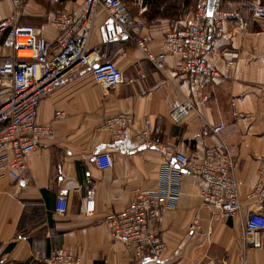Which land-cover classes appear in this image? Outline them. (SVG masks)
I'll return each instance as SVG.
<instances>
[{"label": "crops", "instance_id": "0c3cea01", "mask_svg": "<svg viewBox=\"0 0 264 264\" xmlns=\"http://www.w3.org/2000/svg\"><path fill=\"white\" fill-rule=\"evenodd\" d=\"M195 1L193 10L182 2L183 16L148 21L143 13L152 0H137L139 13L133 16L146 21L141 33L151 38L150 49H163L171 25L187 24ZM83 3L24 0L17 24L52 40L58 34L51 25L55 15L78 14ZM215 9L240 12L238 19L221 21L212 35L217 46L237 51L238 58L232 68L220 59L209 60L219 76L209 83L205 99L191 96L185 78L174 70L175 56H168L159 72L139 49L122 43H115L119 46L110 55L122 72L119 84L104 88L81 68L42 98L36 119L52 128V138H42L28 154L25 179L0 178V264H45L58 248L78 256L79 264H264V230L244 234L248 212L264 213V191L253 192L264 163V17H254L239 0H216ZM11 12V0H0V20ZM102 18L99 10L90 46L99 43ZM4 36L0 32V62L12 55L3 46ZM176 107L187 110L177 122L170 118ZM118 113L131 115L132 121L115 137L101 127ZM144 119L150 130L142 136ZM213 126H222L218 136L234 162L240 212L213 214L202 204V179L182 168L178 197L156 222L164 252L157 259L132 258L111 238L105 217L124 209L136 190L156 188L162 165L178 168L168 153H183L190 163L200 160L216 140ZM99 152L109 154L110 168L97 167L94 156ZM60 195L68 201L62 214L55 212ZM194 219L199 228L191 233L188 226Z\"/></svg>", "mask_w": 264, "mask_h": 264}, {"label": "built area", "instance_id": "2783aa9c", "mask_svg": "<svg viewBox=\"0 0 264 264\" xmlns=\"http://www.w3.org/2000/svg\"><path fill=\"white\" fill-rule=\"evenodd\" d=\"M254 17H264V0H239ZM24 0H11L12 12L0 20V32H5L3 46L12 55L0 62V178L13 181L25 179L26 158L42 138H52L53 130L37 121L38 106L53 88L62 87L66 79L81 68H87L95 83L111 88L122 81V72L103 51L104 44H131L139 49L154 69L163 72L168 56H175L174 70L182 75L192 97L205 99L209 83L219 76L210 59H220L225 68H232L238 52L217 46L214 29L221 21L240 17L238 10L215 9L206 15V0H199L196 10L183 27L170 26L166 32L163 49L154 52L149 47L150 37L141 33L146 21L136 18L125 7L123 0H84L80 13L59 12L51 20L57 36L50 40L37 35L30 26L17 24V11ZM99 10L103 12L99 26L100 41L90 46L92 30ZM219 32L216 31V34ZM23 52H27L24 56ZM187 110L176 107L170 112L174 121L181 120ZM132 116L118 113L102 125L114 136L123 134ZM222 126L210 131L216 136L213 145L205 148L200 160L190 163L180 152L168 153L177 169L162 165L158 185L152 189H138L130 203L121 211L107 214L105 225L111 238L123 245L134 259H154L164 252L166 245L156 222L161 212L173 206L179 194L181 169L197 175L204 182L200 192L202 204L211 207L213 214L230 217L238 214L241 203L234 178V162L227 145L219 138ZM150 130L144 119L142 136ZM168 151V149H166ZM99 169L112 165L106 152L94 156ZM264 191V163L258 171V181L253 192ZM68 201L60 195L55 201V212H66ZM89 211V210H88ZM196 219L189 224V232L198 231ZM264 230V213L249 211L244 220V234L252 236ZM45 264H79L78 256L64 248L51 251Z\"/></svg>", "mask_w": 264, "mask_h": 264}, {"label": "trees", "instance_id": "16d2710c", "mask_svg": "<svg viewBox=\"0 0 264 264\" xmlns=\"http://www.w3.org/2000/svg\"><path fill=\"white\" fill-rule=\"evenodd\" d=\"M183 1H185L186 4L190 5V9L193 10L195 8V0H152L151 3L153 4L148 8L147 11L143 13V15L147 18L148 21L157 16H162L169 19L175 18L177 16H183V10L185 8V6L182 5ZM128 11L130 12V10Z\"/></svg>", "mask_w": 264, "mask_h": 264}, {"label": "rangeland", "instance_id": "374dc122", "mask_svg": "<svg viewBox=\"0 0 264 264\" xmlns=\"http://www.w3.org/2000/svg\"><path fill=\"white\" fill-rule=\"evenodd\" d=\"M124 5L125 7L130 10V12L133 14H137L139 13V6L137 5V0H124ZM98 35V42L100 41L99 38V32H97ZM91 41V39H90ZM119 46V44H104L102 45V49L104 52H106L107 60H111V54L117 49V47Z\"/></svg>", "mask_w": 264, "mask_h": 264}, {"label": "water", "instance_id": "95a60500", "mask_svg": "<svg viewBox=\"0 0 264 264\" xmlns=\"http://www.w3.org/2000/svg\"><path fill=\"white\" fill-rule=\"evenodd\" d=\"M216 0H206V15L211 16L215 7Z\"/></svg>", "mask_w": 264, "mask_h": 264}, {"label": "bare ground", "instance_id": "6f19581e", "mask_svg": "<svg viewBox=\"0 0 264 264\" xmlns=\"http://www.w3.org/2000/svg\"><path fill=\"white\" fill-rule=\"evenodd\" d=\"M21 54H23L24 56H26V55H27V52H23V53H21Z\"/></svg>", "mask_w": 264, "mask_h": 264}]
</instances>
